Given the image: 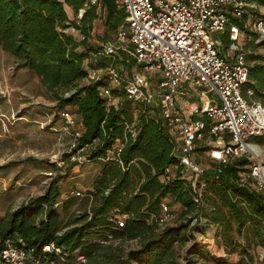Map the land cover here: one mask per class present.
Returning a JSON list of instances; mask_svg holds the SVG:
<instances>
[{
	"label": "trees",
	"instance_id": "16d2710c",
	"mask_svg": "<svg viewBox=\"0 0 264 264\" xmlns=\"http://www.w3.org/2000/svg\"><path fill=\"white\" fill-rule=\"evenodd\" d=\"M126 17L115 0H0V46L56 96L59 112L77 115L83 125L77 145L86 161L100 163L83 196L71 192L62 202L61 186L53 179L42 195L8 212L0 222V241L20 235L29 244L55 242L68 259L79 249L87 258L84 264H194L193 255L213 264H256L258 247L264 251V192L241 181L240 172L247 171L250 160L213 162L198 182L204 187L196 203L189 173L178 162L177 141L159 108L123 96L112 103L102 88H109L112 96L122 94L110 86L109 75L90 77L99 62L94 53L100 51L88 44L94 22L101 19L106 33L116 32ZM70 27L81 32L82 40L67 31ZM246 31L249 40L238 50L249 68L245 89H252L253 99L259 100L264 98V52L258 50L264 42L256 43L253 31ZM219 37L226 54L231 39L227 33ZM125 64L131 68V62ZM118 145V154L109 153ZM169 166L173 171L167 181ZM168 196L182 209L161 222ZM124 214L129 217L119 226ZM214 228L215 244L224 255L212 254L205 244L209 242L199 237ZM131 240L137 246L128 248Z\"/></svg>",
	"mask_w": 264,
	"mask_h": 264
},
{
	"label": "built area",
	"instance_id": "2783aa9c",
	"mask_svg": "<svg viewBox=\"0 0 264 264\" xmlns=\"http://www.w3.org/2000/svg\"><path fill=\"white\" fill-rule=\"evenodd\" d=\"M99 2L90 0L91 4ZM115 3L126 11V23L98 53L113 56L122 49L160 76L158 90L153 92L143 76L122 79L114 67H107L110 80L125 81L129 100L159 108L177 141L178 162L190 173L187 182L191 181L193 186V200L201 201L204 183L198 182L206 170L195 158L199 145L207 147L206 153L213 162L226 164L246 157L250 160L249 168L241 181L264 192V159L259 144L261 140L264 143V98L253 99L254 91L245 89L249 68L244 53L238 51L247 40L246 30L257 36L256 43L264 42V3L258 0H115ZM221 33H227L231 39L226 54L222 53ZM99 71L91 70L90 77L98 79ZM185 84L202 86L205 91L197 100L180 103L178 94ZM102 94L112 102L109 88H102ZM61 114L67 126L76 125L75 114L69 111ZM82 129V126L74 129L75 138ZM128 129L135 135L133 125ZM120 151L118 145L116 151L109 153ZM73 158L86 161L82 153ZM172 171V167L166 168L164 180L172 178ZM83 192L77 190L74 194L83 196ZM162 207L166 214L161 222L171 216L166 202ZM127 217L129 214L120 216L119 226H124ZM86 261L79 249L68 259L55 242L29 244L20 235L0 241V264H84Z\"/></svg>",
	"mask_w": 264,
	"mask_h": 264
},
{
	"label": "rangeland",
	"instance_id": "374dc122",
	"mask_svg": "<svg viewBox=\"0 0 264 264\" xmlns=\"http://www.w3.org/2000/svg\"><path fill=\"white\" fill-rule=\"evenodd\" d=\"M66 9L71 18H76L69 6H66ZM67 31L78 40H82L83 35L75 27H70ZM114 38L115 32L106 33L103 21L98 19L94 22L88 44L101 51L103 46ZM258 51L263 53L264 47ZM94 54L99 62L98 67L92 69H101L99 75L106 77L107 67L111 66L120 73L122 79L141 75L146 78L150 91L158 90L160 76L134 62L133 57L126 51L118 49L113 56H103L98 52ZM125 62L132 63L130 69L126 67ZM110 86L118 88L122 94L113 96L112 103L114 101L117 104L122 96L126 98L125 81L117 83L111 80ZM204 91L202 86L185 84L178 94V99L180 103L197 100ZM60 113L56 96L42 85L39 77L28 69L17 66L15 58L0 46V222L8 212L42 195L53 179H58L62 190L60 199L63 202L77 190H88L92 179L99 171L98 161L75 163L73 157L80 155L83 149L77 145L74 129L81 128V125L75 115L76 125L67 126L66 119ZM134 114L138 120V110H134ZM187 115L189 116L188 112ZM259 144L262 147L261 157L264 159V143L261 140ZM199 146L205 148L204 145ZM206 152L207 149L197 150L195 158L205 168H211L213 161ZM240 176L245 179L243 171L240 172ZM165 202L169 206L171 216L181 212V205L175 203L171 196L166 197ZM78 205L79 203L73 205L72 210ZM215 230L216 228L210 229L207 234H201L199 237L202 242H209L205 244L211 249L212 254L224 255V250L215 244L217 238ZM209 235L212 237L204 241ZM135 246L137 241L127 242L128 248ZM192 259L197 260L194 264H213V261L205 259L198 261L197 255H193ZM263 260L264 251L258 247L256 264H264ZM183 264L191 263L183 260Z\"/></svg>",
	"mask_w": 264,
	"mask_h": 264
},
{
	"label": "crops",
	"instance_id": "0c3cea01",
	"mask_svg": "<svg viewBox=\"0 0 264 264\" xmlns=\"http://www.w3.org/2000/svg\"><path fill=\"white\" fill-rule=\"evenodd\" d=\"M81 13L79 14V16H81L82 15V12H83V10H81L80 11ZM100 57V56H99ZM95 58H97V56L95 57ZM101 70V69H100ZM113 103H114V101H113ZM80 122V125L83 127V125H82V123H81V121H79ZM211 160V159H210Z\"/></svg>",
	"mask_w": 264,
	"mask_h": 264
},
{
	"label": "bare ground",
	"instance_id": "6f19581e",
	"mask_svg": "<svg viewBox=\"0 0 264 264\" xmlns=\"http://www.w3.org/2000/svg\"><path fill=\"white\" fill-rule=\"evenodd\" d=\"M257 148V147H256ZM259 150V149H258Z\"/></svg>",
	"mask_w": 264,
	"mask_h": 264
}]
</instances>
